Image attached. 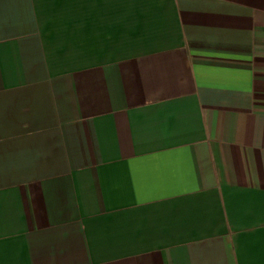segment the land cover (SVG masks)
I'll return each mask as SVG.
<instances>
[{
    "label": "crops",
    "instance_id": "1",
    "mask_svg": "<svg viewBox=\"0 0 264 264\" xmlns=\"http://www.w3.org/2000/svg\"><path fill=\"white\" fill-rule=\"evenodd\" d=\"M0 264H264V0H0Z\"/></svg>",
    "mask_w": 264,
    "mask_h": 264
}]
</instances>
